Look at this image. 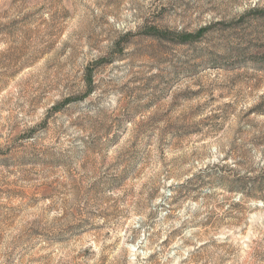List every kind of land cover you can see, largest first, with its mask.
I'll list each match as a JSON object with an SVG mask.
<instances>
[{
	"label": "rangeland",
	"instance_id": "374dc122",
	"mask_svg": "<svg viewBox=\"0 0 264 264\" xmlns=\"http://www.w3.org/2000/svg\"><path fill=\"white\" fill-rule=\"evenodd\" d=\"M0 264H264V0H0Z\"/></svg>",
	"mask_w": 264,
	"mask_h": 264
},
{
	"label": "trees",
	"instance_id": "16d2710c",
	"mask_svg": "<svg viewBox=\"0 0 264 264\" xmlns=\"http://www.w3.org/2000/svg\"><path fill=\"white\" fill-rule=\"evenodd\" d=\"M191 37H192V36H191ZM213 177H214V176H210V178H213ZM236 183H237V182H236ZM200 188H202V186H200ZM179 189H183V188H182V187H180ZM232 211H233V209H231V210H228V211H227V213H228V214H230V215H227V216H231V215H232V213H233Z\"/></svg>",
	"mask_w": 264,
	"mask_h": 264
}]
</instances>
